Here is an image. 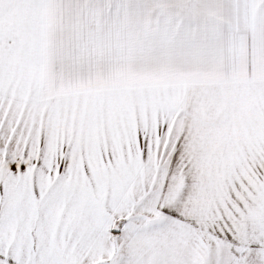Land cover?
Instances as JSON below:
<instances>
[{
	"label": "snow or ice",
	"instance_id": "1",
	"mask_svg": "<svg viewBox=\"0 0 264 264\" xmlns=\"http://www.w3.org/2000/svg\"><path fill=\"white\" fill-rule=\"evenodd\" d=\"M0 264H264V0H0Z\"/></svg>",
	"mask_w": 264,
	"mask_h": 264
}]
</instances>
